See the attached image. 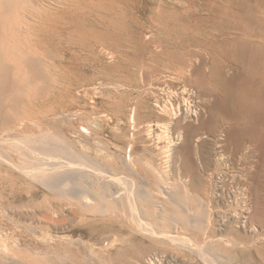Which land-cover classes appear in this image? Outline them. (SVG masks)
I'll list each match as a JSON object with an SVG mask.
<instances>
[{
    "label": "rangeland",
    "instance_id": "rangeland-1",
    "mask_svg": "<svg viewBox=\"0 0 264 264\" xmlns=\"http://www.w3.org/2000/svg\"><path fill=\"white\" fill-rule=\"evenodd\" d=\"M37 1L39 11L30 14V40L43 47L45 57L55 56L58 81L50 97L36 107L40 111L52 107L56 116L53 123L56 142L64 143V146L84 155L89 167L75 175L79 182L83 181V184L97 190H101V187L102 190L109 187L117 190L121 186L112 177L132 179L136 192L134 212L138 223L133 225L128 221L127 224L126 220H108L109 227L101 230L103 219L90 216L83 220L79 214L76 215L79 211L68 202L65 193L59 195L60 191L49 190L39 179H30L16 171L7 172L0 168V190L9 192L18 189L24 203H30L32 207L25 206L19 211L7 210L16 219L5 220L6 223L10 227L15 222L19 223L23 232L5 240L11 258L7 263L264 264V136L259 146L256 141L247 142L237 150L225 146V141L218 146L215 134L224 126L220 129L217 124L220 122L216 121L213 112L202 110L206 124L192 137L193 170L197 182L188 203L196 214L208 205L227 222L221 225L214 223L207 230H201L193 222L188 223L189 213L186 209L182 210L187 204L182 200L178 204L163 206L155 201L158 208L161 206L162 210L165 209V218L156 219L152 215L150 200L153 197L150 198L148 191L155 189L158 177L151 170L148 159L160 164L164 156L151 139L137 142L134 146L130 144L134 129L129 119L130 110L140 94H145V88L138 85H142L155 72L154 69L170 63V52L174 50L172 39L181 36L186 29L190 30L194 19L218 12L214 6L220 5L224 10L221 12L232 18L234 12L240 11L244 15H251L250 10H240V7L244 2L254 4L255 0ZM50 24L57 25L54 35L48 31ZM145 32L152 33V39L144 36ZM21 36L24 37L25 32ZM148 67L154 69L148 70ZM194 86L199 88L197 84ZM215 98L216 94L203 95V99L209 102ZM85 112L91 113L89 118L83 116ZM140 117L146 120L142 107ZM37 130L47 132L46 128ZM8 146L12 147V144ZM216 151H221V156H216ZM122 157L132 159L133 170L123 167ZM179 160L169 159L164 164L167 175L172 179L181 180L180 177L186 173ZM178 167L182 170H178ZM214 182L219 188L212 192ZM32 192L37 194L36 199H32ZM50 204H54L55 218L46 216ZM57 207L60 209L57 210ZM31 212L34 213L32 216ZM171 217L176 220L181 217L176 227L179 239L173 237L172 240L169 235L160 238L156 231L165 228L164 232H169ZM43 219L50 221L45 223ZM158 221L167 227L163 223L157 224ZM112 224L115 229L110 226ZM149 224L156 226L152 228ZM24 225L29 229H24Z\"/></svg>",
    "mask_w": 264,
    "mask_h": 264
},
{
    "label": "bare ground",
    "instance_id": "bare-ground-1",
    "mask_svg": "<svg viewBox=\"0 0 264 264\" xmlns=\"http://www.w3.org/2000/svg\"><path fill=\"white\" fill-rule=\"evenodd\" d=\"M214 7L218 12H212L209 17L194 19L195 23H192L190 30L186 29L181 36L172 39L171 46L174 50L170 52L169 64L156 70L147 68L154 69L155 72L151 73L148 79H144L142 85H138L142 89L145 88V94H140L129 115L134 129L130 144L134 146L137 142L151 139L162 152L161 156H164L160 164L148 159L151 165L149 167L158 177L155 189L148 191L150 198L153 197L150 200L152 215L156 219L165 218V209L162 210L161 206L178 204L182 200L187 204L182 210L186 209L189 213L188 223L193 222L201 230H207L206 228L214 223L221 225L227 222L215 210L208 208V205L196 214L188 203L193 197L197 182L193 170L192 137L195 131L206 124L202 110L213 112L216 121L220 122L216 123L220 129L223 128L215 134L218 146L224 141V145L231 146L233 150L251 141H256L259 146L264 136V0H255L254 4L244 2L240 10H250L251 15H244L240 11L234 12L232 18L229 14L221 12L224 10L220 5ZM39 9L37 0H0V168L7 172L16 171L20 176L24 175L30 179H39L49 190L60 191L59 195L61 192L65 193L68 202L78 209L79 213L76 211V215L79 214L83 220L90 216L103 219L101 230L109 227L106 222L108 220H126L125 222L136 225V192L132 179L124 176L112 177L121 186L117 190L109 189L110 187L97 190L96 187L83 184V181L79 182L75 175L89 167L84 155L64 146V143L56 142V130L53 126L56 116L53 108L40 111L36 107L42 100L50 97L58 81L55 56L45 57L43 47L33 44L30 40V14ZM49 27V33L54 35L58 29L57 25L50 24ZM22 32H25L24 37L21 36ZM143 35L150 39L153 37L149 32ZM194 84L199 88H194ZM213 94H216L213 102L203 99V95L208 97ZM141 107L146 112V120H141ZM90 114L85 112L83 116L89 118ZM222 125L224 127L221 128ZM40 128H46L47 132L37 130ZM7 144H12V147L8 146L9 149ZM220 152L218 151L216 156H221ZM174 158L180 159L185 167L186 173L180 177L181 180L170 178L164 167L169 159ZM122 165L127 170L134 169L131 158L124 157ZM178 170L182 169L178 167ZM215 182L212 192L219 188ZM36 197L37 194L34 193L32 199ZM23 200V195L18 189L9 192L0 190V264H8L10 258V249L8 243H4L5 240L23 233L19 223L15 222L13 227L6 223L5 220L15 217H11V212L9 214L7 210L11 208L19 211L25 206L31 207L30 203H24ZM155 201L161 204L159 208ZM53 205L48 207V218L56 217L53 215L56 212ZM60 206L62 208V205ZM32 214L34 213L31 212L30 216ZM180 219L169 220V232H164V228L155 230L156 233L160 238L165 235L172 236V240L173 237H180L176 228ZM46 221L45 223H48ZM38 224L40 226V223ZM143 225L146 226L145 223ZM163 225L165 226V223ZM110 226L115 229L114 224ZM148 226L154 228L156 225ZM24 229H27L25 225Z\"/></svg>",
    "mask_w": 264,
    "mask_h": 264
}]
</instances>
